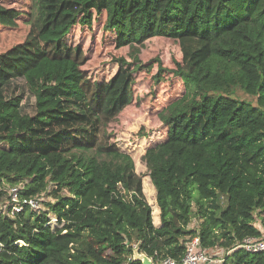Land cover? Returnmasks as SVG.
<instances>
[{"label":"trees","instance_id":"1","mask_svg":"<svg viewBox=\"0 0 264 264\" xmlns=\"http://www.w3.org/2000/svg\"><path fill=\"white\" fill-rule=\"evenodd\" d=\"M30 1L21 40L0 45V264H143L136 249L181 261L193 235L222 264H264L238 248L264 236V0ZM100 16L129 51L96 80L69 39ZM155 37L177 43L174 68L143 60ZM153 70L157 96L183 88L138 167L111 125ZM12 186L44 207L11 215Z\"/></svg>","mask_w":264,"mask_h":264},{"label":"rangeland","instance_id":"2","mask_svg":"<svg viewBox=\"0 0 264 264\" xmlns=\"http://www.w3.org/2000/svg\"><path fill=\"white\" fill-rule=\"evenodd\" d=\"M0 3L9 8L8 12L0 14V45H3L1 43H4L7 37L11 43L17 42L21 40L23 32L17 28L23 24V21L30 19L33 3L30 0H0ZM104 21L105 19L100 16L93 23L92 29L79 27L74 30L73 35L70 36L71 39H69L70 43L80 45L85 51L88 60L84 68L92 79L96 80L109 78L114 74L116 65L111 60L112 54L127 56L129 51L128 46L115 47L112 36L102 28ZM141 56L145 62L159 58L165 67L174 68L173 59H180L181 52L177 43L169 39L155 37L146 43ZM154 71L151 74L142 73L139 75L134 102L111 125L114 139L123 150L135 158L138 167L140 166L139 159L147 147L160 139L157 132L160 124L156 111L166 105L170 99L179 95L183 88L182 84L175 79L173 81L166 80L162 82L161 86L164 93H159L157 96L158 91L152 92L154 88H157V85H152ZM246 99L251 100L250 98ZM143 128L148 133L146 137H140L138 134ZM145 188L148 194L147 199L151 202L152 189L148 184L145 185ZM45 200L47 197L40 196L39 206L41 208L44 207L42 201ZM189 238V236L184 238L185 243ZM219 256L224 257V253L220 252Z\"/></svg>","mask_w":264,"mask_h":264},{"label":"built area","instance_id":"3","mask_svg":"<svg viewBox=\"0 0 264 264\" xmlns=\"http://www.w3.org/2000/svg\"><path fill=\"white\" fill-rule=\"evenodd\" d=\"M22 186H12L7 189L9 194V204L12 205L11 211H23L25 207L32 210L40 209L38 197L21 196ZM247 252L262 253L264 255V237H246L238 246ZM219 249L209 250L201 246V240L198 235L191 236L186 242L185 254L181 261L171 257L160 258L153 264H222L223 257L219 256Z\"/></svg>","mask_w":264,"mask_h":264},{"label":"water","instance_id":"4","mask_svg":"<svg viewBox=\"0 0 264 264\" xmlns=\"http://www.w3.org/2000/svg\"><path fill=\"white\" fill-rule=\"evenodd\" d=\"M134 260L142 261L143 264H153L152 259L149 258L146 254L140 253L138 249L134 251Z\"/></svg>","mask_w":264,"mask_h":264}]
</instances>
